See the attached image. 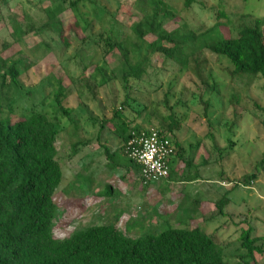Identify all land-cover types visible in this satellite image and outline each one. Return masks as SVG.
Here are the masks:
<instances>
[{
  "label": "trees",
  "instance_id": "trees-1",
  "mask_svg": "<svg viewBox=\"0 0 264 264\" xmlns=\"http://www.w3.org/2000/svg\"><path fill=\"white\" fill-rule=\"evenodd\" d=\"M40 1L44 16L40 25L36 27L33 17L28 16V22L22 27L13 17L10 19L13 39L3 41L0 48V264H256L255 254H263L264 248L257 244L256 237L251 236L250 227L242 228L240 233L239 248L244 250V254L239 256L241 262H230L215 236L199 225H167L158 233L145 231L134 236L127 224L120 227V215L117 214V218L110 223L89 224L60 238L53 233L56 222L53 220L58 215L55 196L63 178L57 147L63 128L59 126L58 115L69 117L71 109L64 103L73 91L87 106L81 89H87L92 94L91 99L96 101L94 87L106 86L109 79H119L123 91L121 107L113 109L109 118L104 114L100 119L93 118L100 125L94 138L99 142L108 130L120 138L121 145L117 149L101 145L109 164H112L110 167H121V157L125 158L126 165L134 167L143 184L140 167L126 153L128 141L133 135L154 128L160 134L171 137L175 154L180 155L182 148L176 131L181 129L184 116L168 106L167 96H164L163 104L168 109L166 115L153 127L145 129L135 122V117L129 118L121 109L126 107L139 116L154 104L142 103L132 94L133 90L141 89L149 68L160 59L178 64V75L189 70L192 63L191 70L198 81L193 77L191 80L193 83L196 81L194 85L198 90L203 93L206 89L215 90L201 73L200 65L204 62L199 60V56L204 50L226 58L235 77L246 76L248 80L255 76L264 77V15L231 25L229 20H218L228 19V14L218 10L211 26L204 23L193 26L180 14L190 12L198 0H183L181 9L166 0H133L128 10L130 20L122 22L116 12L108 11L99 0ZM81 7L89 11L85 16L91 17V20L85 19ZM68 13L72 14L68 19L72 22L66 24L63 16H68ZM95 21L100 29L90 47L94 48V54L101 53L103 66H95L87 73L88 66L94 63L89 60L84 63L80 59L81 71L68 75L69 82L61 73L49 74L48 85L53 88L54 103L50 105L53 115L30 110L13 117L16 94L22 85L21 60L6 51L33 32L40 37L57 35L63 46L68 47L73 36L71 32L83 38L81 34ZM45 45L49 47L47 43ZM108 70L111 75H107ZM77 81L83 82L82 85ZM91 81L94 85L90 84ZM201 92L199 95H202ZM156 105L159 107L162 103L156 102ZM262 121L264 124V114ZM148 123L151 124V120ZM78 142L71 145L73 151H76ZM114 156H117V162L113 161ZM254 168L264 170V153ZM170 173L169 167L168 176L162 181L170 179ZM189 177L185 180H191ZM256 178L257 173L252 172L244 174L241 181L228 182L230 187L215 202L217 212L226 214L224 207L230 203L228 194L233 188L239 183L247 186ZM87 183L91 185L89 180ZM105 193L110 195L111 187ZM180 208L183 218L193 221L197 217L194 201L187 206L182 204Z\"/></svg>",
  "mask_w": 264,
  "mask_h": 264
},
{
  "label": "rangeland",
  "instance_id": "rangeland-1",
  "mask_svg": "<svg viewBox=\"0 0 264 264\" xmlns=\"http://www.w3.org/2000/svg\"><path fill=\"white\" fill-rule=\"evenodd\" d=\"M131 1L133 0H99L108 11L116 12L117 18L122 22L130 20L128 10L131 9L129 7ZM182 1L166 0L177 9H181ZM40 2L42 1L0 0V48L3 41L10 42L13 39L10 29V19L13 17L18 19L22 27L28 22V16L33 17L36 27L40 25V21L44 18L39 6ZM218 10L228 14V19L220 18L219 21L229 20L231 25H235L244 20L250 21L263 16L264 0H198L190 12L184 11L180 17L193 26L200 23L211 26L216 20ZM80 11L84 13L86 19L85 14L89 11L82 7ZM71 15L68 13V16H63L64 23L72 22L68 20L71 19ZM90 18L88 17L87 20H91ZM99 29L100 25L95 21L91 28H87L81 34L83 38L71 32L73 36L68 47L63 46L57 35L40 37L33 32L25 35L20 44L17 43L6 51L21 60L22 85L20 92L16 94L13 117L30 110L46 111L49 115H53L54 112L50 108L54 103L53 88L48 85L49 74L53 76L61 73V76L69 82L68 75L79 73L82 66L80 59H83L84 63L88 60L94 63L88 66L87 73H90L95 66H103L101 53L94 54V48L90 47ZM90 56H93L91 60ZM199 60L204 62L200 65L203 77L207 79L209 85L214 86L215 90L206 89L204 93L198 90L194 85L198 80L191 70L192 63L189 70L178 75V64L160 59L149 68L141 89L132 92L142 103L154 104L142 111L139 116H135L133 110L126 107L121 109L129 118L135 117V122L143 125L145 129L150 128L166 115L168 109L163 104V98L167 96L168 106L178 115L184 116L181 129L176 131L182 148L181 153L186 157L185 173L182 176L186 178L199 172V179L202 182L189 186L195 189L194 192L197 193L195 197L202 196L208 199L203 200L205 205L201 209L202 214H198L193 221H190L183 218L182 208L168 210L170 206L165 207V205L169 204V199L174 204L182 201L183 206L189 205L190 200H180L185 195L181 193L180 186L168 189L171 194L168 193L164 200L161 195L165 188L159 185L143 187L133 167L130 176L132 180L127 176L118 178L117 168H113L110 171V181L107 184H99V194L94 192L90 194L93 184L87 183L88 176L85 175L84 167L86 151L96 144L93 139L94 144L87 147L82 143V139L87 137V133H91L92 137L98 132L100 125L93 118L100 119L102 114L107 118L111 117L113 109L121 107L123 101L121 82L119 79H109L106 86L94 87L96 101L91 99L92 94L87 89H81L88 102L87 106H84L82 99L77 96L78 93L73 91L64 103L65 107L71 109L69 117L58 115L59 126L63 128L57 142L63 178L58 187L61 191L58 190L55 196L59 206L58 215L53 220L56 221L53 230L55 236L60 238L68 236L75 229L89 224L110 223L119 214L120 227L127 224L134 236L145 231L158 233L167 225L174 227L199 225L208 234L215 236L230 262H241L239 256L244 254V250L239 248L242 228L250 227L251 236L256 237L257 244L264 248V170L254 168L255 163L264 153L262 121L264 77L255 76L251 80L246 76L235 77L231 74L232 68L228 60L208 50L200 53ZM107 75H111L109 70ZM192 77L196 80L194 83ZM77 83L82 85L83 82L77 81ZM90 84L94 85L92 81ZM155 87V91H151ZM200 92L202 95H199ZM156 102H161L162 106L157 107ZM133 107L137 108L136 104H133ZM150 120L151 124L148 123ZM104 134L108 135L106 144L110 149H117V136L114 142L111 140L113 134L109 130ZM76 141H79L77 149L73 151L71 145ZM197 144L202 149V158L197 160L198 166L195 170L192 169L193 167L188 169L186 166L192 164L190 157L195 152L197 154ZM94 150H98L97 147H94ZM99 151L97 157L91 154L90 159L94 158L96 163L102 162V168L105 164H109V160L103 149ZM70 155L72 157L68 159ZM219 157L221 159H218ZM113 161L117 162V156H114ZM121 161L123 163L121 167L127 169L125 158L121 157ZM252 172L257 173V178L247 186L239 183L233 188L228 194L230 203L224 207L226 214L218 213L215 202L223 195L226 188L230 187L228 182L241 181L244 174ZM206 180H210L212 184L206 183ZM219 183L227 185L220 186ZM207 185L217 188L208 189ZM108 187H111L110 195L104 194ZM129 190L136 202L131 204L134 207L131 213H123L128 210L124 206L123 197L125 191ZM201 191L203 193L207 191L209 197L203 195ZM255 261L256 264H264V253H256Z\"/></svg>",
  "mask_w": 264,
  "mask_h": 264
},
{
  "label": "crops",
  "instance_id": "crops-1",
  "mask_svg": "<svg viewBox=\"0 0 264 264\" xmlns=\"http://www.w3.org/2000/svg\"><path fill=\"white\" fill-rule=\"evenodd\" d=\"M93 134V133H92ZM96 135V133H94L91 137V133H87L86 134V138H83L84 142L83 144L87 147H89L90 145H93L94 143L96 144L95 146H92V147H89L90 150H87L86 153V159H85V162H86V166L84 167L86 170H85V175L88 176V180L93 184V188H92V191H89L90 194H93L96 193V194H99V191L100 189L99 188V184H107L110 180H109V176H111V170L113 168H111L110 164H105L104 166H102L101 168V165H102V162L101 163H96L92 158L90 159L91 157V154H94L95 157H97V154L100 153L99 150H102V147L101 145L102 144H105L109 147L106 141L107 139V134H102V137L100 138V141L98 142V140L96 138H94ZM178 135V134H177ZM115 135H112L111 136V140L114 141L115 139ZM93 139L95 140L94 143H92ZM116 142V141H114ZM117 148L121 145V140L120 138L117 137ZM94 147H97L98 150H94ZM101 148V149H100ZM197 148V154L196 152L190 157V159H192L191 163L192 164H189L187 165L186 167H188V169L192 168V169H196L198 164H197V160L198 159H201V152H202V149L199 148V144H197L196 146ZM199 148V149H198ZM113 150V149H112ZM179 152V151H178ZM182 152V151H180ZM84 156V155H83ZM185 155H183L182 153H180V155L178 154H174V156L170 159V163H169V167H170V170H171V173H170V179L166 180V181H160L159 183H155V184H150L148 186H152V185H159L160 186H163L165 189H163V193L161 195V198L165 200L166 196L168 193L171 194V191H168V189H172L174 188V186H180V191H182L181 193H184L185 195L182 196V199H185L186 201L187 200H190V201H194V205H196V209H197V215L199 214H202L201 213V209L203 208V205H205V202L203 200H208L207 198H202V196H199V197H195L196 196V192H194L195 189H191L190 188V184H193V183H201L202 180L199 179L200 178V174L199 172H195V174H193L192 176L189 177V179L191 180H185V179H188V178H183L182 174L185 173V169H184V163H185ZM84 161V159H83ZM95 162V164H94ZM107 163V161H106ZM98 164V165H96ZM104 164V163H103ZM134 168V167H133ZM128 169V170H127ZM127 169H124L122 167H119L117 166V177L118 178H121L122 176H127V178H130V180H132V178L130 177L133 170H132V165L129 164ZM199 169V167H198ZM187 170V169H186ZM135 176V175H134ZM186 176V175H185ZM206 183H209V184H212V182L209 180V181H205ZM168 184V185H167ZM200 186V184H198ZM220 186H226L227 184H223V183H219ZM213 185H207L206 188L210 189V188H214L216 189L217 187L214 186L212 187ZM97 191V192H96ZM118 192V191H117ZM120 192V191H119ZM126 192V193H125ZM125 195H124V206H126L128 208V210L126 212H123V213H131L132 209H134V207L131 205L132 203H135L136 200H135V197H133L131 195L130 190L129 191H125ZM122 193V192H120ZM196 193V194H195ZM201 193L203 195H205L206 197H209V193L206 191V192H202ZM111 194V193H110ZM101 195V194H100ZM133 197V198H132ZM198 200L199 202H196L195 201ZM166 204V203H165ZM164 204V205H165ZM182 205V201H179L178 203H173L172 201H170L169 199V204L165 205L166 206H170L168 208V210H171V209H175V210H178V209H181L180 206ZM166 213H169L168 211H166Z\"/></svg>",
  "mask_w": 264,
  "mask_h": 264
},
{
  "label": "built area",
  "instance_id": "built-area-1",
  "mask_svg": "<svg viewBox=\"0 0 264 264\" xmlns=\"http://www.w3.org/2000/svg\"><path fill=\"white\" fill-rule=\"evenodd\" d=\"M126 153L140 167L143 184H155L168 176L169 161L175 154L171 137L150 128L147 132L133 135L128 141Z\"/></svg>",
  "mask_w": 264,
  "mask_h": 264
}]
</instances>
